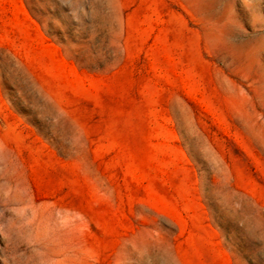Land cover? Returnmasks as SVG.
I'll return each mask as SVG.
<instances>
[{
	"label": "rangeland",
	"instance_id": "374dc122",
	"mask_svg": "<svg viewBox=\"0 0 264 264\" xmlns=\"http://www.w3.org/2000/svg\"><path fill=\"white\" fill-rule=\"evenodd\" d=\"M264 264V0H0V264Z\"/></svg>",
	"mask_w": 264,
	"mask_h": 264
},
{
	"label": "bare ground",
	"instance_id": "6f19581e",
	"mask_svg": "<svg viewBox=\"0 0 264 264\" xmlns=\"http://www.w3.org/2000/svg\"><path fill=\"white\" fill-rule=\"evenodd\" d=\"M67 264V263H66Z\"/></svg>",
	"mask_w": 264,
	"mask_h": 264
}]
</instances>
